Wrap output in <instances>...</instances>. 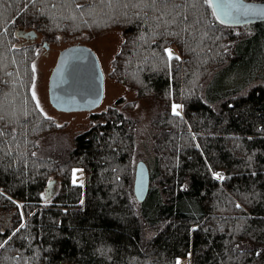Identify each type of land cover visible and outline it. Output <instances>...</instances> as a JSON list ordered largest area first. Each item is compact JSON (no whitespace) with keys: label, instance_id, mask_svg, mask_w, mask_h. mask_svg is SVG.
<instances>
[{"label":"trees","instance_id":"obj_1","mask_svg":"<svg viewBox=\"0 0 264 264\" xmlns=\"http://www.w3.org/2000/svg\"><path fill=\"white\" fill-rule=\"evenodd\" d=\"M237 27L205 0H0V264H264V30ZM111 29V77L164 105L142 202L136 122L117 106L66 157L36 154L58 128L33 95L40 47Z\"/></svg>","mask_w":264,"mask_h":264},{"label":"rangeland","instance_id":"obj_2","mask_svg":"<svg viewBox=\"0 0 264 264\" xmlns=\"http://www.w3.org/2000/svg\"><path fill=\"white\" fill-rule=\"evenodd\" d=\"M236 26H239L237 28H243L245 31H250L251 33H249V35L257 33V35L260 36L258 33V28L260 30H264V21ZM38 37L39 35L35 38V40ZM39 39L40 38H38V40ZM123 39L124 37L121 30L111 29L92 38L83 36L72 39V41H66L61 37L56 41L50 42L47 46L42 45L40 47L38 56L34 62L35 82L33 83V93H35L34 97L39 103L43 112L50 116L55 122H57L58 128L47 133L40 139L38 142L39 148L36 149L37 155L51 158L60 157V155L66 157L72 150L78 134L88 129L96 121V118H94L93 114L101 112L109 106H117L118 110L124 112L127 117L132 118L136 122V127L134 126V129L137 137V154L148 162L150 169L153 167L152 164L155 163L153 160L154 157L149 156V151L151 150L150 141L152 138L150 118L152 119L160 111H162L164 109V105L163 102L159 101L155 97H141L136 89L124 85L123 83L111 77L110 72L113 66V60L115 54L121 48ZM74 42L89 44L98 54L102 69L105 73L104 99L102 103L93 110H58L51 104L49 100V76L56 63L57 55L62 48ZM263 52L264 50L262 49L260 56L256 57V64L261 66V68L257 69L255 73L260 72L261 76H263L264 73ZM247 64V68L249 69L250 64L248 61L246 62V65ZM220 73L224 72L221 71ZM234 74H237V70H233L231 72V75ZM215 78L216 76L214 75L212 81H214ZM219 85H222V83L220 82ZM218 88L219 86L217 85L211 87V92H217ZM130 102H135V106L132 108H127L126 105ZM57 189V183L54 182L52 188L50 189L49 195H52V193ZM7 217L8 216L5 215L4 219H7ZM3 222L4 220L2 219V223ZM2 223H0V227H3Z\"/></svg>","mask_w":264,"mask_h":264},{"label":"water","instance_id":"obj_3","mask_svg":"<svg viewBox=\"0 0 264 264\" xmlns=\"http://www.w3.org/2000/svg\"><path fill=\"white\" fill-rule=\"evenodd\" d=\"M225 5L238 4L251 6L258 11L243 15L233 11L224 16L218 10L217 0L212 7L220 21L230 25H242L264 21V0H224ZM19 36L35 39L36 29L19 30ZM46 45L47 42H45ZM105 73L96 51L87 43L74 42L59 51L48 82V94L51 104L58 110H93L104 99ZM54 180L48 182L46 191L50 192ZM134 192L139 201H144L150 189V171L145 160L137 161L134 173Z\"/></svg>","mask_w":264,"mask_h":264},{"label":"snow or ice","instance_id":"obj_4","mask_svg":"<svg viewBox=\"0 0 264 264\" xmlns=\"http://www.w3.org/2000/svg\"><path fill=\"white\" fill-rule=\"evenodd\" d=\"M165 2H167V0H165ZM152 3L155 4L156 0H152ZM205 3L208 4H212L213 0H205ZM217 4H218V10L220 11V13H222L224 16H231L233 11L238 12L239 14H243V15H248V14H252L257 12L258 10L251 7V6H247V5H238V4H228L227 6L224 3V0H217ZM77 7H82L81 5H77ZM220 16H217V19H219ZM222 23L224 22L223 20L221 21ZM168 53V58L172 59L173 58V52L171 49H166L165 50ZM175 59H180V57L176 56ZM35 66L33 65V68ZM33 95H35V93H33ZM180 107H182L181 105L178 104H174L173 105V113L175 115H180V113L177 111V109H179ZM0 119H2V117H0ZM2 134V133H0ZM215 177L217 179H223L224 177L220 174V173H215L214 174ZM237 207H239V205H237ZM23 226V225H22ZM177 264H180L179 261H177Z\"/></svg>","mask_w":264,"mask_h":264},{"label":"flooded vegetation","instance_id":"obj_5","mask_svg":"<svg viewBox=\"0 0 264 264\" xmlns=\"http://www.w3.org/2000/svg\"><path fill=\"white\" fill-rule=\"evenodd\" d=\"M44 45V44H43ZM46 45V44H45ZM81 173H83V170H80V173L79 172H77L76 171V173H75V180H76V178L78 177V176H82V178H81V180H79L78 182H83V175L81 174ZM77 181V180H76Z\"/></svg>","mask_w":264,"mask_h":264},{"label":"bare ground","instance_id":"obj_6","mask_svg":"<svg viewBox=\"0 0 264 264\" xmlns=\"http://www.w3.org/2000/svg\"><path fill=\"white\" fill-rule=\"evenodd\" d=\"M145 162H146V161H145ZM146 163H147V162H146ZM147 165H148V164H147ZM148 167H149V166H148ZM149 171H150V169H149ZM81 178H82V176H78V177L76 178V180L79 181V180H81ZM53 183H54V182H53ZM51 188H52V187H51ZM51 188H50V189H51Z\"/></svg>","mask_w":264,"mask_h":264}]
</instances>
